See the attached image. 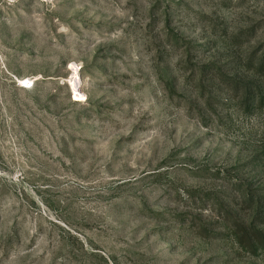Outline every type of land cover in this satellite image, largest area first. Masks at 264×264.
Here are the masks:
<instances>
[{"label":"rangeland","instance_id":"1","mask_svg":"<svg viewBox=\"0 0 264 264\" xmlns=\"http://www.w3.org/2000/svg\"><path fill=\"white\" fill-rule=\"evenodd\" d=\"M239 226L264 0H0V264H264Z\"/></svg>","mask_w":264,"mask_h":264},{"label":"trees","instance_id":"2","mask_svg":"<svg viewBox=\"0 0 264 264\" xmlns=\"http://www.w3.org/2000/svg\"><path fill=\"white\" fill-rule=\"evenodd\" d=\"M237 228V232H241V238L244 236L245 237V245L249 248V249H256L258 247L260 248H264V237L259 235V233L256 230L250 231V230H242V227H236ZM240 238V239H241ZM242 240V239H241Z\"/></svg>","mask_w":264,"mask_h":264},{"label":"bare ground","instance_id":"3","mask_svg":"<svg viewBox=\"0 0 264 264\" xmlns=\"http://www.w3.org/2000/svg\"><path fill=\"white\" fill-rule=\"evenodd\" d=\"M21 83L25 88H29L31 87L32 81L30 79H24Z\"/></svg>","mask_w":264,"mask_h":264}]
</instances>
